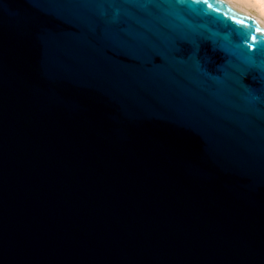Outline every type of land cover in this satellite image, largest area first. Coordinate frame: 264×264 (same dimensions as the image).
<instances>
[{
	"label": "water",
	"instance_id": "water-1",
	"mask_svg": "<svg viewBox=\"0 0 264 264\" xmlns=\"http://www.w3.org/2000/svg\"><path fill=\"white\" fill-rule=\"evenodd\" d=\"M0 264H264V27L0 0Z\"/></svg>",
	"mask_w": 264,
	"mask_h": 264
},
{
	"label": "bare ground",
	"instance_id": "bare-ground-1",
	"mask_svg": "<svg viewBox=\"0 0 264 264\" xmlns=\"http://www.w3.org/2000/svg\"><path fill=\"white\" fill-rule=\"evenodd\" d=\"M264 27V0H223Z\"/></svg>",
	"mask_w": 264,
	"mask_h": 264
}]
</instances>
